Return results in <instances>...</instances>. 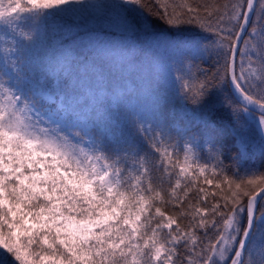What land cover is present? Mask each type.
I'll return each instance as SVG.
<instances>
[{
	"label": "snow or ice",
	"instance_id": "snow-or-ice-1",
	"mask_svg": "<svg viewBox=\"0 0 264 264\" xmlns=\"http://www.w3.org/2000/svg\"><path fill=\"white\" fill-rule=\"evenodd\" d=\"M154 3L184 35L143 0H0V264H264V170L244 167L251 130L264 157V0ZM225 83L218 126L201 109Z\"/></svg>",
	"mask_w": 264,
	"mask_h": 264
},
{
	"label": "trees",
	"instance_id": "trees-1",
	"mask_svg": "<svg viewBox=\"0 0 264 264\" xmlns=\"http://www.w3.org/2000/svg\"><path fill=\"white\" fill-rule=\"evenodd\" d=\"M229 2H230V0H193L194 5H196V4L202 5L204 3L214 4V5L219 6L221 8V10L223 9V6ZM143 3L145 5V7L143 9L144 14L148 19L149 25L154 30L167 31V34L170 37L185 34V33H176L174 30H169L171 28V26L167 25L165 23V21L160 20L157 16H155L153 14V12L155 11L154 0H143ZM256 19L257 18L254 16L253 20L255 21ZM52 23L53 22L50 21L47 29L45 30L46 35L44 37V43L42 45L38 46L37 48H35L33 50L32 54H37L40 57L44 58V50H45V47L47 46V44L49 42L47 39V36L51 34ZM182 27L189 28L192 26L183 25ZM174 55H175L176 59L182 60L181 54L179 52H175L172 50L165 51L164 49H161L156 54V56L154 57L153 63H157V61L160 63L161 62H167V61H169V58H171V56L174 57ZM216 60H217V58H216L214 52L211 49H209V51L207 53H205L204 59L198 60L195 63L198 65L200 73L207 74V76L209 78H211L213 76V74L216 73V71H217L218 65L216 63ZM196 70H197L196 68L193 69V71H196ZM203 74H201V76H200L201 79L204 78ZM213 83L216 84L217 81L214 80ZM216 92H217V95L210 97L209 100L207 101V103L201 109V111L207 113L209 116V119L212 122L216 123L218 126L221 124V122L231 123L232 117L230 115V111L227 108L221 107L219 105V99H222V97L224 95H229L231 93L228 84L225 83V84L220 85L219 87H217ZM166 95L168 96V103L166 105V110H167V107H168V105H170L169 103H171L173 101V98L170 97L169 93H166ZM213 106H215V107H213ZM200 127L201 126L199 125L198 127H196V129H198V131H199ZM248 137L250 140V146L248 149L249 155L244 161V167L245 168H257V169L264 170V157H261V155L259 153V150H258L259 146H258L257 136H256L255 131L254 130L249 131ZM232 143L234 144V138L232 140ZM238 150L239 149L236 147L232 148V151L230 153H228L227 157L224 159L225 165H231L232 164L231 156H234ZM202 179L203 178H201V180ZM204 187L209 188V186H207V185H204ZM209 190L210 191H216L213 188H209ZM209 199L211 200V197H209ZM165 210L171 212V207L169 206ZM256 243H257V245H259L261 243H264V241H262L261 238L258 236Z\"/></svg>",
	"mask_w": 264,
	"mask_h": 264
},
{
	"label": "rangeland",
	"instance_id": "rangeland-1",
	"mask_svg": "<svg viewBox=\"0 0 264 264\" xmlns=\"http://www.w3.org/2000/svg\"><path fill=\"white\" fill-rule=\"evenodd\" d=\"M70 22V21H68ZM3 37V31L0 30V38ZM44 58L40 57L37 54H32V60L35 65H39ZM181 60L176 59L171 56L170 61L168 62H158L153 63V79L155 81L154 87L157 88L158 91L161 93H169L170 97L173 98V101L169 103L167 110L170 112L179 113L181 111V102L179 101L178 97L175 95V86L172 83V79L174 76L178 75L179 73L176 69L180 66ZM187 63V61H184ZM135 87V85H132ZM177 126L183 127V123L177 119ZM199 125H195L194 128L198 127ZM198 131V129H196Z\"/></svg>",
	"mask_w": 264,
	"mask_h": 264
},
{
	"label": "water",
	"instance_id": "water-1",
	"mask_svg": "<svg viewBox=\"0 0 264 264\" xmlns=\"http://www.w3.org/2000/svg\"><path fill=\"white\" fill-rule=\"evenodd\" d=\"M230 88V87H229ZM230 91H231V89H230Z\"/></svg>",
	"mask_w": 264,
	"mask_h": 264
}]
</instances>
